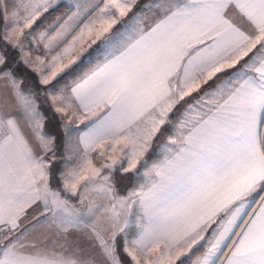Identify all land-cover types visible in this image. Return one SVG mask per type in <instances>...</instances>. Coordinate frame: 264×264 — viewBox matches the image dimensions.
<instances>
[{
  "label": "snow or ice",
  "instance_id": "1",
  "mask_svg": "<svg viewBox=\"0 0 264 264\" xmlns=\"http://www.w3.org/2000/svg\"><path fill=\"white\" fill-rule=\"evenodd\" d=\"M59 6L0 0V264H264V0H67L34 35Z\"/></svg>",
  "mask_w": 264,
  "mask_h": 264
},
{
  "label": "trees",
  "instance_id": "2",
  "mask_svg": "<svg viewBox=\"0 0 264 264\" xmlns=\"http://www.w3.org/2000/svg\"><path fill=\"white\" fill-rule=\"evenodd\" d=\"M66 4L67 3L65 1H62L61 2V6L55 8V9H49L47 12H44L41 15V17L39 18V20L36 22V24L34 26V29L37 30V29H41V28H44L46 26H50V25L54 24V26L52 27V30H53L69 14L67 8L64 6ZM57 17H60V20L59 21L57 20ZM13 55H15V53H13ZM71 78H74V77H68L67 80H69ZM46 114L48 116H51L52 115V112H49L48 111ZM135 183H136L135 180H133L131 182L128 181V180H124V182L121 181V184L119 186L120 187L119 192H126ZM198 254H200V253L199 252H196L194 255L193 254H190L191 255V260H193V258L195 256H197ZM188 262L189 261L186 260V264Z\"/></svg>",
  "mask_w": 264,
  "mask_h": 264
},
{
  "label": "crops",
  "instance_id": "3",
  "mask_svg": "<svg viewBox=\"0 0 264 264\" xmlns=\"http://www.w3.org/2000/svg\"><path fill=\"white\" fill-rule=\"evenodd\" d=\"M62 1H65L66 3H67V0H61V2ZM37 2H40V0H24V3H37ZM142 2H143V0H142ZM41 13V12H40ZM70 14V13H69ZM68 14V15H69ZM39 18H40V14H39V16L37 17V20H36V22L39 20ZM67 19V16L53 29V31H52V26H50V27H44V28H41V29H39L38 31H37V33H35V34H38V33H40V32H47V34L49 35V36H55L56 35V32L60 29V26L64 23V21ZM125 19H127V18H125ZM75 33H73V35H74ZM68 39L70 40L71 39V36H69L68 37ZM88 42H91V41H88ZM97 43H99V41H97ZM40 46V49H41V53H38V54H41L42 55V50H43V45L41 44V45H39ZM65 45H61V48H63ZM93 47H95V45H93ZM37 54V55H38ZM52 54H55L54 52L52 53ZM66 62V61H65ZM72 79H74V78H71V79H69L68 81H71ZM89 118H92V117H89ZM84 123H87V120H85L84 121ZM79 127H81V128H83L84 126H80L79 125ZM156 159H158V154L157 153H153V155L151 156V159L149 160V164H151L153 161H155ZM142 182V181H141ZM136 183H137V181H136ZM131 189V188H130ZM129 189V190H130ZM119 191V190H118ZM120 194H125V195H127L128 194V190L126 191V192H119ZM46 236H47V233H44V234H37V237H36V243L37 244H44V245H47L49 248H51L52 247V245L48 242V240L46 239ZM122 251V250H121ZM198 255H200V254H198ZM197 255V256H198ZM125 259V262H126V264H128V258L127 257H125L124 258ZM196 259V256L193 258V260H195ZM187 264H191V261H189ZM225 264H226V261H225Z\"/></svg>",
  "mask_w": 264,
  "mask_h": 264
},
{
  "label": "rangeland",
  "instance_id": "4",
  "mask_svg": "<svg viewBox=\"0 0 264 264\" xmlns=\"http://www.w3.org/2000/svg\"><path fill=\"white\" fill-rule=\"evenodd\" d=\"M44 13V11H41V13H40V17H41V15ZM36 24V23H35ZM35 26V25H34ZM50 26H54V24H52V25H50ZM50 26H46V27H50ZM3 27V20L2 19H0V28H2ZM45 27V28H46ZM47 29V28H46ZM39 29H37V30H35L34 29V35H35V33H37V31H38ZM24 31L25 32H28V31H30V29H27V28H25L24 29ZM53 31V30H52ZM29 40L31 41L32 40V38L31 37H29ZM40 47V46H39ZM43 48V47H42ZM43 51V50H42ZM31 54L33 55V57H35L38 53L36 52V51H32L31 52ZM15 55H17L16 53H15ZM48 59H50L51 58V55H49L48 57H47ZM30 76H31V80H30V82H32V81H34L35 83H36V85L37 86H39V77L35 74V73H31L30 74ZM49 112H51V110H49ZM47 115V114H46ZM58 115V114H57ZM80 126H84V124H80ZM149 155L150 156H152L153 155V153H149ZM123 182H124V180H123ZM127 182V181H126ZM141 182V181H140ZM124 185V184H123ZM125 186V185H124ZM119 189H120V187H119ZM119 195H122V196H125V194H120L119 193Z\"/></svg>",
  "mask_w": 264,
  "mask_h": 264
}]
</instances>
